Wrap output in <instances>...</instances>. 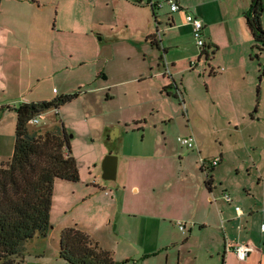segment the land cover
Wrapping results in <instances>:
<instances>
[{"label":"rangeland","instance_id":"obj_1","mask_svg":"<svg viewBox=\"0 0 264 264\" xmlns=\"http://www.w3.org/2000/svg\"><path fill=\"white\" fill-rule=\"evenodd\" d=\"M151 2L162 3L161 7H154L159 9L157 13L162 20L159 25L161 32L165 25L164 21L169 16V4L165 0H151ZM262 2L264 9V0ZM35 5L36 8H29L26 12L27 25L34 22L41 27L39 25L37 30L33 29L31 34L26 30L25 34L16 38L2 35L0 40V61H5L10 67L6 70L7 79L0 77V115L3 111H8L7 120L10 117L14 122H16L15 112L1 107L15 106L23 97L31 96L32 92L25 87L28 85L26 75L30 71V66L40 67L36 69L39 76L34 75V79L40 80L37 84V89L41 90L40 94L48 93V96L54 98L64 94H55L56 88L62 90L74 86L73 92L88 88L87 85H80V82L90 78L87 76L90 69L87 63H95L92 55L87 52V37L66 31L67 28L75 27L72 14H76L75 12L80 9L75 1L38 0V4ZM185 12L192 14V11L187 9ZM55 24L58 27H55ZM181 40L185 47L195 45L193 35L190 38L184 35ZM218 40L221 47L215 51V55L209 50L208 58L204 54L201 56V63H204V66L207 63L218 64V62L220 66L229 62L242 63V57L245 59L244 62L248 63V66L252 65L253 68L249 73L250 76L246 74L242 76L243 72L239 67L236 68L232 81L238 88V93L233 94L232 99L227 94L216 91L211 96L208 92V83L202 78H187L189 93L184 92L183 101L175 95L169 96V102L166 100L167 97L162 99L158 95L142 105H138L136 99L131 100L137 102L132 110L143 113L145 111L146 116H143L145 123L139 128L119 125L118 138L110 142L111 148L119 151L121 155L152 153L156 144L159 153L168 152L166 161L170 166L165 165V169L154 160L137 163L132 169L133 180L140 184L138 192L129 191L130 189L126 192L128 202L134 206L135 212L133 211L132 214L120 207L115 209V205L108 200L109 196L105 193V191L110 192L109 188L103 187V184L113 182L102 177L100 158L102 141L99 139L98 130H101L104 117L99 114L98 116L96 110L100 111L107 105L114 107L117 98L108 104L94 98L92 99L94 105L86 106V98L80 97L62 106L59 113L54 108L48 109L41 113L36 124H28L31 130L40 131L54 129L63 124L69 135L71 154L77 162L79 180L54 181L50 228L47 236L44 238L36 234L25 240L22 243V258H18L22 262L16 264H70L59 256L60 231L69 226H75L86 234L88 231L92 239L97 241L100 247L109 250L115 260L126 255L130 256L131 260L124 264H156L157 258L142 259L143 253L149 248V242H152L149 237L154 236L157 230L154 226L146 225L147 221L152 223V220L143 213L153 208V203H155L154 207L164 206L165 203L170 205L178 199L182 203L191 193L195 199L199 197L198 169L191 174L180 173L179 166L180 164L184 166L186 160L190 164L194 161L200 162V157L205 161L204 164H208L213 158L211 154L214 153L220 160L215 169L210 166L206 173L212 171L214 173L215 189L211 201L223 213L222 218L219 219L222 227L226 226L227 220L240 218L245 225V235L249 234L248 227L251 225L255 228H253L254 236L258 234L257 228L264 222V214L261 213V208L264 206V75L259 80L264 68V52H261L259 58H255V50L247 45L244 47L226 45L221 37ZM108 42L113 41H107L106 44ZM116 43L114 54L117 57L120 42ZM36 44L38 48H35ZM101 44L104 45L105 41H101ZM24 45L29 46V49L23 47ZM180 51L181 49L178 50L179 53ZM174 52H177L176 48L170 47V53ZM160 53L163 58L166 56L162 49ZM81 61L84 62L83 66L76 68L75 74L61 73L63 64L69 66L70 63L78 64ZM33 84H36V80ZM258 85L259 92H257ZM90 95L87 93V101L91 100ZM13 99L19 101H15L14 104L7 103ZM40 100L47 99L35 101ZM153 100L155 110L160 112L164 108L168 112L164 120L158 116L163 115V112L156 113L153 117L147 114L148 107L145 104ZM108 117L112 120L116 118L114 113ZM112 131L115 132V128ZM189 133L194 135L196 144L199 143L201 153L198 152L199 149H188L177 141L178 136ZM109 134L112 136V132ZM153 182L156 186L160 184V189L154 192L150 190ZM223 192L232 197L231 203L223 199ZM235 205L241 208L243 213L241 216L234 211ZM190 213L191 211L188 213L189 219L175 220V231L179 236L187 235L189 232L180 231L177 221L187 222L188 225L194 224ZM193 227L197 228L198 225L195 223ZM168 229L171 227L168 226ZM226 234L224 233L225 238H229Z\"/></svg>","mask_w":264,"mask_h":264},{"label":"crops","instance_id":"obj_2","mask_svg":"<svg viewBox=\"0 0 264 264\" xmlns=\"http://www.w3.org/2000/svg\"><path fill=\"white\" fill-rule=\"evenodd\" d=\"M73 1L76 5H79L80 9L75 12L76 14H72L75 27L67 28L66 31L87 37V52L92 55L95 61V63H87L90 65L87 73L90 78L80 82V85H87L88 88H83L78 97L73 100L83 97L86 98V106H93L92 99L94 98L99 99L100 102L105 101L107 104L116 98L118 99L114 107L106 104L107 107L103 106L100 111L96 110L97 115L104 117L100 127L101 130H98L99 139L102 141L101 161L108 152L118 155L116 177L114 180H110V182H113L112 184H103V187L109 188L110 192L105 191V193L110 198L108 200L115 205V209L120 207V209L132 214L133 211L135 212L134 206L128 202L126 192L128 189L133 192L140 190V184L135 182L133 175H131L135 164L154 160L165 169V165H169V162L166 161L168 152L166 154L165 152L159 153L157 144L153 148V152L147 154L123 153L121 155L119 151L111 148L110 144L119 136V125L123 124L125 127L138 126L139 128L145 123V117H143L146 116L145 111L143 113L132 110L137 102H131V100L136 99L138 105H142L158 95L162 99L167 97L166 100L169 102V96L175 95L183 101L184 94L189 93L186 83L187 78H202L208 83V92L211 96L216 91L227 94L232 99V95L238 93V88L234 86L232 81L236 68L239 67L240 71L243 72L242 76H245V74L250 76L249 73L253 70L252 65L248 66V63L244 62L245 59L241 57L242 63L229 62L220 66L221 64L218 62V64L207 63L204 66V63H201L199 54L204 51L206 58H208L209 50H211L215 55V51L221 47L219 37L226 45H242L243 47L247 45L252 48L254 42L244 17L251 0H176L180 9L171 11L169 7V16L164 21L165 25L161 32L159 25L162 20L157 13L159 9H154L149 5L151 0ZM35 3L38 4V0H1L0 40L2 35L16 38L23 35V33L25 34L26 30L28 34H31L33 29H38L40 24L36 25L33 22L32 25H27L26 12L29 8H36ZM185 9L192 11V14L203 22L205 47L202 51L196 43L195 45L191 44L190 47H185L181 40L184 35H187L188 38L193 35L191 25L185 22ZM29 14L33 15L34 13ZM261 25L264 29V9L261 14ZM55 27H58V25L55 24ZM104 38L105 40H103ZM101 41H105V44L107 41L113 42L102 45ZM116 42H120L117 57L114 54ZM153 42H157V45ZM23 47L29 49L27 45ZM38 47L36 44L35 48ZM170 47H175L177 52L171 54ZM159 48L165 52V59ZM179 49H181L180 53L178 52ZM192 61L198 64L192 66ZM165 62L169 68L168 73H165ZM83 63V61L78 64L70 63L69 66L63 64L61 73L70 75L74 72L75 74L76 68H81ZM9 68V65L1 60L0 77L7 79L6 70ZM38 68L40 67L33 68L30 66V71L26 75L28 85H25V87L32 93L29 97H23L21 102L39 99L48 100L53 97L48 96V93H42L41 95V90L37 89L40 80L38 78L34 79V75L35 77L39 76L36 71ZM39 71L42 72L41 69ZM202 74L203 77L200 76ZM260 78L262 79V76ZM35 80L36 84L32 85ZM74 90V86L62 90L56 88L55 94L70 93ZM87 93L91 94V100L89 101H87ZM15 101H19V99L9 100L7 103L14 104ZM62 106L57 109L58 113ZM145 106L148 107L147 114L152 117L156 113L163 112V115L159 114L158 116L164 120L165 115L168 113L164 108L160 112L155 110L154 100L149 104H145ZM112 113L116 116L113 120L108 117ZM8 116V111H3L0 115V163L7 161L14 149L15 122L10 117L7 120ZM114 128L115 132L112 131ZM109 132H112V136ZM198 144L195 148L197 150L200 148ZM198 152L201 153L200 149ZM211 155L218 157L216 153ZM180 160L183 159L180 158ZM215 167L216 165L212 169H215ZM197 169L200 179L199 197L195 199L193 193L189 194V192L186 200L182 203L180 199L174 200L170 205L165 203L166 205H160L159 207H154L155 203H153V208L149 209L147 213H143L152 220V223L147 221L146 225L148 227L154 226L157 230L154 236L149 237L152 242H149V248L143 253L142 259L157 258L156 264H264V222L257 228L258 234L256 236H254L255 228L253 225L248 227L249 234L245 235V225L240 218L239 220H227L226 226L222 227L219 219L222 218L223 213L211 201V195L215 189L213 171L208 173L211 180L206 185L207 173L200 162L194 161L190 164L186 160L184 166L180 164L178 170L180 173L191 174V172H197ZM156 189H160V184L158 183L156 186V183L153 182L150 185V190L154 192ZM190 211L192 222L196 223L198 227L194 228L193 223L188 225L187 222H183L185 231L182 232L188 231L189 233L179 236L175 231V220L189 219L188 213ZM261 213L264 214V206L261 208ZM231 214L233 216V213ZM168 226L171 229H168ZM224 233H227L226 235L229 238H225ZM87 234L92 239L88 231ZM46 236L41 237L45 238ZM226 242L232 245L235 243H249L253 248L246 259L240 261L232 250L226 251ZM126 259L130 261L131 257L126 255L116 261Z\"/></svg>","mask_w":264,"mask_h":264},{"label":"trees","instance_id":"obj_3","mask_svg":"<svg viewBox=\"0 0 264 264\" xmlns=\"http://www.w3.org/2000/svg\"><path fill=\"white\" fill-rule=\"evenodd\" d=\"M262 12V0H251L244 14L254 42L255 58L264 51ZM153 44L157 45V42ZM79 93H64L50 100L23 101L15 106L1 107L13 110L16 122L13 153L7 161L0 163V264L22 262L18 259L22 258V243L36 234L46 236L50 228L54 181L79 180L77 162L71 154L69 135L63 124L44 131L31 130L28 126L32 117L51 108L58 113L60 106ZM210 180L206 174L205 184L208 185ZM59 256L70 264H124L128 261H116L110 251L75 226L61 229Z\"/></svg>","mask_w":264,"mask_h":264},{"label":"built area","instance_id":"obj_4","mask_svg":"<svg viewBox=\"0 0 264 264\" xmlns=\"http://www.w3.org/2000/svg\"><path fill=\"white\" fill-rule=\"evenodd\" d=\"M165 2L169 4L171 11H176V10L180 9V6L176 0H165ZM149 5H151L152 7H155V6L161 7L162 3H156V2L150 1ZM185 22L191 25L192 34H193L195 43L202 51V49L205 47L202 20L200 18L196 17L195 15L186 13L185 14ZM203 54H204V51L200 52L199 57H201ZM196 64H198V63H196L195 61L191 62L192 66H195ZM168 72H169V68H168V65L166 63L165 73H168ZM179 94H181V93L179 92ZM40 115L41 114H38V115L32 117L31 119H29L28 123L36 124L39 121ZM177 141L181 145H184L188 148H196L197 147L195 137L192 133H189L187 135L178 136ZM199 159H200V163L204 166V170H208V167H210V166H215L216 164H218V162L220 160L219 157H213L210 160V162H208V164H204L205 161L203 160V158L200 157ZM222 197H223V199H225V201L231 203L232 197L228 193L223 192ZM234 209H235V212L238 216H241L243 214L241 208L238 205H235ZM177 226L181 231H185V225L183 223H181L180 221H177ZM252 248H253L252 245L249 243H235L232 245L229 242H226V245H225L226 251L232 250L234 252L236 258L240 261L246 259L248 253L252 250Z\"/></svg>","mask_w":264,"mask_h":264},{"label":"water","instance_id":"obj_5","mask_svg":"<svg viewBox=\"0 0 264 264\" xmlns=\"http://www.w3.org/2000/svg\"><path fill=\"white\" fill-rule=\"evenodd\" d=\"M101 169L102 177L105 180H114L117 169V155L112 152L105 154L101 161Z\"/></svg>","mask_w":264,"mask_h":264}]
</instances>
